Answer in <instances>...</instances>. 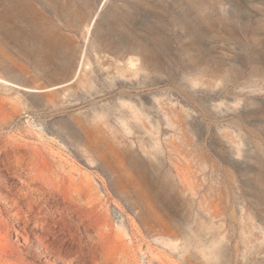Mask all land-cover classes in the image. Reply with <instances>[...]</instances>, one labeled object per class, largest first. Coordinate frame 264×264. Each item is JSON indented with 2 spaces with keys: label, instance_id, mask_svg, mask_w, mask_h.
<instances>
[{
  "label": "rangeland",
  "instance_id": "obj_1",
  "mask_svg": "<svg viewBox=\"0 0 264 264\" xmlns=\"http://www.w3.org/2000/svg\"><path fill=\"white\" fill-rule=\"evenodd\" d=\"M0 185V264H264V0H0Z\"/></svg>",
  "mask_w": 264,
  "mask_h": 264
},
{
  "label": "bare ground",
  "instance_id": "obj_2",
  "mask_svg": "<svg viewBox=\"0 0 264 264\" xmlns=\"http://www.w3.org/2000/svg\"><path fill=\"white\" fill-rule=\"evenodd\" d=\"M129 59H130V60H128L129 62L126 63L127 64L126 67H128L129 69H132V68L135 69L137 67V65H136L137 63H135L136 62L135 58H129ZM135 71H137V70L135 69ZM3 188L4 187H2L0 185V197L5 199L4 198L5 195L3 194ZM17 226L20 227V224H17ZM12 231H13V234L15 236H17L19 238L21 237L23 239V244H25L26 247L29 248L31 246L32 242L30 240V237L25 236L22 232H20V230H18L16 228H13ZM42 241L38 242L39 246H37V249H36L34 255H35V257L37 259L44 258L46 255H48V257L44 259V262L47 263V264H50V263H53V264H60V263L61 264H69V261H74V260L79 259L80 258L79 254L83 252L82 249H80L79 251L72 252V253H60L59 252L58 254L57 253L54 254V253L51 252V248L50 247H47V246L45 247L44 246V244H43L44 242L42 243ZM109 245H110V247H113V249H111V250L114 252V249L118 247V242H116L114 239H110L109 240ZM40 246H41V248H40ZM42 246H44V247L42 248ZM111 253L112 252H110V255L108 254L109 255L108 259H107L106 254H105L106 259L103 258V262L104 263L105 262H109V263L117 264L118 260H117V258L115 256V252L113 254H111Z\"/></svg>",
  "mask_w": 264,
  "mask_h": 264
}]
</instances>
